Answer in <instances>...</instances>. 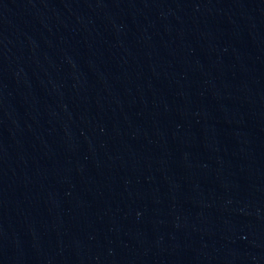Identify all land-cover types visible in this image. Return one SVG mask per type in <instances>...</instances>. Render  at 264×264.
I'll return each instance as SVG.
<instances>
[{
    "label": "water",
    "instance_id": "obj_1",
    "mask_svg": "<svg viewBox=\"0 0 264 264\" xmlns=\"http://www.w3.org/2000/svg\"><path fill=\"white\" fill-rule=\"evenodd\" d=\"M0 264H264V0H0Z\"/></svg>",
    "mask_w": 264,
    "mask_h": 264
}]
</instances>
